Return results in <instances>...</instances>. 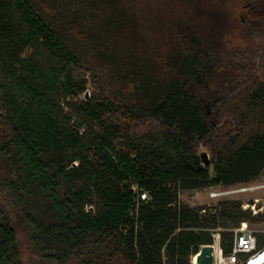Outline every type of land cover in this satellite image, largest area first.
Here are the masks:
<instances>
[{
  "label": "trees",
  "instance_id": "trees-1",
  "mask_svg": "<svg viewBox=\"0 0 264 264\" xmlns=\"http://www.w3.org/2000/svg\"><path fill=\"white\" fill-rule=\"evenodd\" d=\"M231 19L204 0H0V264H24L18 228L51 264H191L209 229L264 223L180 202L264 175V0L243 4V45ZM139 24L153 38L125 61L116 31ZM166 45L163 75L146 57Z\"/></svg>",
  "mask_w": 264,
  "mask_h": 264
},
{
  "label": "rangeland",
  "instance_id": "rangeland-1",
  "mask_svg": "<svg viewBox=\"0 0 264 264\" xmlns=\"http://www.w3.org/2000/svg\"><path fill=\"white\" fill-rule=\"evenodd\" d=\"M208 5H214L215 7H220L225 4V7L230 12L232 19L228 27L225 30H222L224 34L223 40L225 42L230 41L232 44H239L243 45L240 32V26L236 25L239 23L238 16L243 8V4L247 0H204ZM206 15V14H205ZM202 12L200 13L201 18H199L198 23L201 24L203 29L206 28L207 33H214V29L209 28V21L208 18ZM127 17V16H126ZM197 17V16H196ZM138 28H130L129 30L124 28L116 31L119 33L117 38L118 43H116L122 49V58L126 61L131 52L133 53V46H135V42L141 38L152 40L153 33L147 30L142 24L138 25ZM216 32V30H215ZM115 33V32H114ZM215 38V34H213ZM167 46V45H166ZM131 47V50H130ZM171 49V45L164 48L163 51L159 52L158 55L149 53L146 57V63L149 66H154V70L158 71L159 73L163 74L169 72V58H171V54L168 55V50ZM130 50V51H128ZM129 60V59H128ZM100 81L101 85L104 87V80L106 75L104 73L101 74ZM88 80H91V73L87 75ZM133 91V87L130 86L129 83L124 85V82L121 85L116 84L114 88V92L116 94H120L119 96H129ZM93 92V88L90 86L88 89V97L91 96ZM108 93V92H107ZM87 98V96H86ZM253 188L248 192H232L236 190H240L241 188ZM214 194H218L216 197H213ZM180 202L186 204L192 208L203 209L206 217L209 218L210 216H217L218 220L221 221V218L218 216L220 211L224 207L226 203H233L239 202L241 203V207L247 204L256 205V208H260L264 206V175L260 177V179L254 183L246 184V185H239L233 188L225 189V188H207L204 190H192V191H185L180 195ZM243 209V207H242ZM244 210V209H243ZM247 210L252 211V209L248 208ZM253 214V213H252ZM210 220V219H209ZM252 229L262 230L264 226L262 224L253 225L251 224ZM235 227H228V228H211L209 231L213 232V230H218L220 233L226 232L229 234H233V230ZM18 238L21 247V254L22 260L24 264H51L44 260L34 253L33 245L30 242L27 233L23 230V228H18Z\"/></svg>",
  "mask_w": 264,
  "mask_h": 264
},
{
  "label": "built area",
  "instance_id": "built-area-1",
  "mask_svg": "<svg viewBox=\"0 0 264 264\" xmlns=\"http://www.w3.org/2000/svg\"><path fill=\"white\" fill-rule=\"evenodd\" d=\"M135 190H138L135 188ZM253 188H241L240 190L232 192H248ZM218 194H214L216 197ZM141 200L146 201L149 195L145 191H140ZM139 206H137L138 208ZM244 210L252 209L254 216L264 211V206L256 208V205H244ZM131 216L137 219L136 212L132 211ZM264 226V223L262 224ZM234 238L230 252L226 253L221 245V233L218 230H213L212 238L213 243L211 246L214 248L213 264H264V229H252L247 222H243L239 227L233 230ZM201 249V248H200ZM199 252L192 256L191 264L196 263V256Z\"/></svg>",
  "mask_w": 264,
  "mask_h": 264
},
{
  "label": "water",
  "instance_id": "water-1",
  "mask_svg": "<svg viewBox=\"0 0 264 264\" xmlns=\"http://www.w3.org/2000/svg\"><path fill=\"white\" fill-rule=\"evenodd\" d=\"M87 98L88 94L86 95ZM202 162L204 165L209 164V157L206 152L201 154ZM214 248L211 245H204L201 247L199 254L196 256V263L197 264H213L214 257H213Z\"/></svg>",
  "mask_w": 264,
  "mask_h": 264
}]
</instances>
